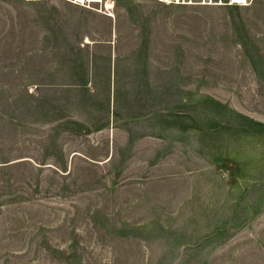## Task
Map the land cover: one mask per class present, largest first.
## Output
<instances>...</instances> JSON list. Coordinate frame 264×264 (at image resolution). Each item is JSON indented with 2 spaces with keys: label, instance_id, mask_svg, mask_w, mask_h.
<instances>
[{
  "label": "rangeland",
  "instance_id": "rangeland-1",
  "mask_svg": "<svg viewBox=\"0 0 264 264\" xmlns=\"http://www.w3.org/2000/svg\"><path fill=\"white\" fill-rule=\"evenodd\" d=\"M233 4L0 0V264H264V0Z\"/></svg>",
  "mask_w": 264,
  "mask_h": 264
},
{
  "label": "bare ground",
  "instance_id": "bare-ground-1",
  "mask_svg": "<svg viewBox=\"0 0 264 264\" xmlns=\"http://www.w3.org/2000/svg\"><path fill=\"white\" fill-rule=\"evenodd\" d=\"M87 1V0H86ZM88 1H101V0H88ZM103 1V0H102ZM234 4L235 3H245L247 2V0H243V2H241V0H231ZM233 4V5H234ZM110 6V4H108Z\"/></svg>",
  "mask_w": 264,
  "mask_h": 264
},
{
  "label": "snow or ice",
  "instance_id": "snow-or-ice-1",
  "mask_svg": "<svg viewBox=\"0 0 264 264\" xmlns=\"http://www.w3.org/2000/svg\"><path fill=\"white\" fill-rule=\"evenodd\" d=\"M241 2H243V0H241Z\"/></svg>",
  "mask_w": 264,
  "mask_h": 264
}]
</instances>
